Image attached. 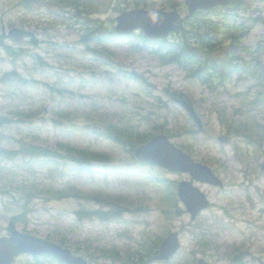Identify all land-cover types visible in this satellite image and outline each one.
Masks as SVG:
<instances>
[{
  "label": "rangeland",
  "instance_id": "obj_1",
  "mask_svg": "<svg viewBox=\"0 0 264 264\" xmlns=\"http://www.w3.org/2000/svg\"><path fill=\"white\" fill-rule=\"evenodd\" d=\"M84 1L69 5L68 0H0V40L15 51L0 47V116L13 119L0 125V237L15 229L56 243L65 238L68 248L89 264H123L117 253H130L143 262L151 258L149 264H196L195 258L202 257L209 264H264V142L257 151L243 135L220 140L227 133L221 112L236 125L248 119L264 124V100L247 103L255 100L259 90L264 98V80L258 83L233 75L220 91L212 92L201 81L186 78L179 66L164 65L126 41L98 43L112 51L98 56L88 50V44L91 48L96 44L85 40L97 20L114 29L116 17L125 10L177 6L185 15L187 6L184 0H95L104 2L96 11ZM245 1L255 9L264 7L257 0ZM197 16L198 20L184 23L187 31L194 23L211 21L219 23L221 32L244 31L245 49L255 51L259 44L264 49V21L244 22L247 16L223 12ZM14 29L27 34L14 40ZM182 33L174 32L169 39L179 41ZM226 35L221 39L229 46ZM142 45L155 47L149 42ZM259 58V68L264 69V54ZM119 68L135 73L127 75ZM176 94L194 101L204 122L202 129L174 102ZM110 122L150 137L171 130L170 140L182 149L183 144L190 146L192 154L184 151L212 167L225 188L195 181L188 173L137 162L130 145L99 133ZM250 126L256 134L257 124ZM61 143L90 147L109 157L94 162L92 173L79 174L67 158L54 163L8 154L28 144L59 149ZM181 180L193 181L212 202L195 220L187 212L170 217L163 213L168 206L164 196L175 192ZM71 187L81 197H59V191ZM178 201L180 210H185ZM114 202L142 207L117 209ZM80 209L121 211L111 220H78L74 212ZM172 231L180 232L181 250L168 262L155 261L146 251L150 240ZM235 246L240 250L233 251ZM241 252L245 254L234 261ZM19 264L61 263L41 256L23 257Z\"/></svg>",
  "mask_w": 264,
  "mask_h": 264
},
{
  "label": "trees",
  "instance_id": "obj_2",
  "mask_svg": "<svg viewBox=\"0 0 264 264\" xmlns=\"http://www.w3.org/2000/svg\"><path fill=\"white\" fill-rule=\"evenodd\" d=\"M28 1V0H26ZM69 5H75L78 3V0H68L67 2ZM83 4L85 6H92L95 8L96 11H99V8L104 5L103 1L96 2L95 0H87L84 1ZM27 6L30 5V3L27 2ZM148 5V4H147ZM136 6H140V3H137ZM152 6V5H150ZM92 13V11L90 12ZM203 25V24H202ZM202 25L197 26V27H192L191 32L187 31L184 29L181 38L179 41H169L167 39H164L160 41L161 46L159 48H153V53L158 54L162 61L164 63H177L182 65V67H185L187 69V77L195 78V79H200L202 80L207 86L213 87V83L211 80V76L214 74L212 71H218L220 72V76L222 79L229 77L230 74L236 71V66L232 62V58L228 59H217L216 56H213L214 53L212 51H215V48L218 46V43L215 42V38H208V35L204 34H210L212 32L218 31L216 26H212L209 28L210 31H205L203 33H200V29ZM27 34V31L24 29H14L11 31V36L12 39L14 40H19L20 37L24 36ZM217 34V33H216ZM145 41H149L148 38L144 37V35H141ZM191 36V37H190ZM138 37V35L134 36ZM197 38L199 41L198 45L194 44L192 42L193 39ZM233 38V44H236V39L237 36L235 34L232 35ZM96 40V41H102L104 39H109V40H120L123 39L122 37L118 36L114 30H110L107 28V26L104 25L103 22L96 21V27L88 31L87 35L85 36V40ZM132 43L135 46L142 47L139 43H136L132 38H131ZM0 45H4L5 49L10 52L14 53V48L10 45H5L2 40H0ZM88 50L94 52V48L88 47ZM97 51V50H96ZM103 51V50H102ZM211 57V58H210ZM228 57V56H227ZM198 63L199 66L195 67L194 65H197ZM6 77L2 78L1 81H4ZM222 81V80H221ZM13 119L10 117L6 116H0V125H4L6 123L12 122ZM228 130L230 131L229 134L231 135L233 133H241L242 130L239 127L234 126L232 123H228ZM105 128L107 129L105 132V135L107 137H110L111 132L114 134H117L114 136L115 138H122L123 140H131L134 141L137 139L136 133L131 128L128 130L125 127H122L121 125L117 123H107L105 124ZM168 135L171 137L174 136V134L171 132V130L165 131ZM104 134V133H103ZM138 136L141 139L140 142L145 141L148 136L143 135V133L138 132ZM141 136V137H140ZM63 152V153H62ZM9 155H24L28 157H43L50 159L54 163H57L60 158L68 159L73 164V171L78 172L79 174L82 173H92L94 171V166L93 163L99 160H108L109 154L104 153L102 151H96L95 149H91L90 147H82V146H77V145H71V144H65L61 143L59 144V149H51L49 147H43L41 145H36V144H28L19 149L18 151H8ZM59 197H69V196H77L81 197L80 194H77V189L75 188H70L66 189L65 192L59 191L58 192ZM177 192L173 191V193H170L167 196H164L167 198V203L168 206L166 209L163 210V213L170 217L172 215H181L183 212L182 209H178V197H177ZM95 197L96 200H101L102 198H99L98 196H92V198ZM115 207L121 208V209H140L142 205H137L136 206H127L123 205L122 203L119 202H114ZM121 211V210H120ZM118 210H108L105 211L103 209L100 210H76L74 213L77 215L78 220H83V219H101V220H111L112 218H115L116 215L120 212ZM22 215L13 217L14 219H19L21 218ZM51 239V237H48ZM163 237H159L157 241L152 240L153 244L155 246L152 248H149V252L152 255L154 252L159 247V244L161 243ZM205 244H208L211 246V242L204 240ZM58 243L68 247L69 245L66 242L65 238H60L58 240ZM118 256V259H120L123 264H144L143 262L137 261L134 259V255L127 253L125 255H121L120 253L116 254ZM133 260V261H132Z\"/></svg>",
  "mask_w": 264,
  "mask_h": 264
},
{
  "label": "water",
  "instance_id": "obj_3",
  "mask_svg": "<svg viewBox=\"0 0 264 264\" xmlns=\"http://www.w3.org/2000/svg\"><path fill=\"white\" fill-rule=\"evenodd\" d=\"M186 3L189 7L187 17H191L198 9L210 10L217 5L227 6L231 0H186ZM180 20L181 15L177 11L133 9L125 11L117 17L116 31L118 34L127 35L135 29L141 28L150 38H162L173 31L176 22ZM176 101L190 112L199 127L203 126L202 120L189 102L178 98ZM136 157L142 161L166 167L170 171L190 172L196 180L223 186L222 180L211 168L196 162L172 144L166 135L156 136L147 144L139 147L136 150ZM179 196L193 219L210 206L206 194L190 181L180 183ZM180 246L179 232L169 234L156 259H170L178 252ZM22 253L36 256L49 255L66 264H88L82 257L73 255L69 249L30 234L13 231L11 237L0 238V264H12L15 258ZM197 264L208 263L204 259H200Z\"/></svg>",
  "mask_w": 264,
  "mask_h": 264
},
{
  "label": "flooded vegetation",
  "instance_id": "obj_4",
  "mask_svg": "<svg viewBox=\"0 0 264 264\" xmlns=\"http://www.w3.org/2000/svg\"><path fill=\"white\" fill-rule=\"evenodd\" d=\"M233 1V0H232ZM235 2H236V0H234ZM247 3V1H245V0H240V1H237V4L239 5V6H241V10H245V11H248V13L246 14V16L247 15H251L250 13H249V11L250 10H254L255 9V7L253 8V7H251L250 6V4H246ZM257 8V7H256ZM225 10H228L227 8H224ZM258 9V11H260L259 10V8H257ZM10 235V234H9ZM8 235V236H9ZM23 257H30L29 255H21V256H19L18 258H16V261H15V264H19L20 263V260H21V258H23Z\"/></svg>",
  "mask_w": 264,
  "mask_h": 264
}]
</instances>
